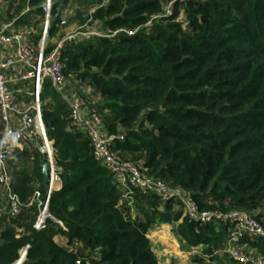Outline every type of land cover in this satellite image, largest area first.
<instances>
[{
  "label": "trees",
  "instance_id": "obj_1",
  "mask_svg": "<svg viewBox=\"0 0 264 264\" xmlns=\"http://www.w3.org/2000/svg\"><path fill=\"white\" fill-rule=\"evenodd\" d=\"M170 1L173 14L154 17ZM42 2L14 0L15 12L32 7L42 19ZM69 2L82 6L80 24L88 19L104 30L138 28L133 35L71 42L64 52L65 75L90 87L106 132L124 133L114 149L149 176L184 189L200 210H241L264 227V0H53L51 15ZM61 27L50 26L48 41ZM40 100L60 169V184L48 200L54 220L36 231L34 205L7 215L0 222V264L15 262L26 245L21 264H160L146 234L156 222H177L180 211L141 192L132 208L120 202L112 175L94 158L84 133L71 126L69 109L48 80ZM39 145L28 142L6 162L22 204L36 189L41 200L46 197ZM176 230L208 255L227 237L224 226L187 218ZM248 244L264 257V239ZM194 264L206 263L195 258Z\"/></svg>",
  "mask_w": 264,
  "mask_h": 264
},
{
  "label": "built area",
  "instance_id": "obj_2",
  "mask_svg": "<svg viewBox=\"0 0 264 264\" xmlns=\"http://www.w3.org/2000/svg\"><path fill=\"white\" fill-rule=\"evenodd\" d=\"M12 0H0V4H9ZM14 1V0H13ZM53 0H43L41 33L37 41L31 38V32L26 31L25 39L21 33H10V23L0 28V222L9 214L21 215L23 209L35 206L38 210L32 228L40 231L45 228L48 220H54L48 211V200L52 191L60 184V169L55 165L54 149L46 136L41 119L40 95L43 84L50 81L52 88L61 94L69 109L71 126L79 129L90 142L94 158L112 175L120 192V202L132 208L137 192L158 197L161 204L177 205L182 218L199 224L224 226L227 237L221 252L227 255L235 264H264V257L259 256L248 242L264 239L263 225L251 214L241 210L230 212L203 211L193 201L190 195L181 188L172 186L159 178L149 176L140 164L122 157L114 145L124 138V133L110 135L104 129L100 111L95 103H90L77 90L71 87L70 78L64 73L66 67L64 52L71 43H81L95 36L113 38L120 34L133 35L137 29L104 30L100 27L81 30L84 26L65 33L45 51L48 43V30L54 17L51 15ZM174 1L168 2L164 14H173ZM30 8L26 7L22 13ZM22 15V14H21ZM183 11L178 13V20L183 21ZM152 20L146 23L149 28ZM16 44L9 53L2 51V45ZM22 65L26 70L21 73V79L29 78L32 85L33 105L24 109L20 106L16 95L10 90L12 83L9 72ZM30 141H39L38 149L49 165V182L46 197L41 200L39 190L33 192L27 204H22L11 189V175L6 168L7 160L13 156L17 148H22ZM21 232L20 228L16 229ZM30 246L26 245L19 252L18 259L12 264H21Z\"/></svg>",
  "mask_w": 264,
  "mask_h": 264
},
{
  "label": "crops",
  "instance_id": "obj_3",
  "mask_svg": "<svg viewBox=\"0 0 264 264\" xmlns=\"http://www.w3.org/2000/svg\"><path fill=\"white\" fill-rule=\"evenodd\" d=\"M107 0H102V4H105ZM28 7V6H26ZM25 7V8H26ZM96 6L88 8V12H91L94 10ZM17 8V4L14 3V1H9V4H0V28L3 27L5 24H11L10 25V33H21L22 35L25 34L26 31L31 32V38L35 41L40 36L41 33V26H42V19L40 16L36 15L34 9L32 7H29L30 10L26 11V13H17L15 10ZM25 8L22 10L24 11ZM77 10L82 11V6L71 4L69 2L67 5L63 7L61 10L60 17L62 20H64V23L60 24L63 25V27L60 28V30L56 33L54 37H52L48 43L53 44L56 40H58L61 36H63V31L71 28H77L82 25H80L79 20L76 19V12ZM15 12V13H14ZM19 14V16H17ZM22 14V15H20ZM59 26V25H58ZM57 37V38H56ZM25 36L23 35L22 42L24 41ZM16 44H3L2 45V51L4 53H9L11 50L15 48ZM26 69L22 65H18L15 67V69H12L9 72V78L11 79L12 83L9 85L10 90L16 95V98L20 104V106L24 109L30 108L33 105V97H32V85L31 80L29 78L27 79H21V73L24 72ZM47 81V80H46ZM50 83V81H48ZM71 87L77 90L78 88L84 92L82 93L85 98L90 97L92 98V102H97L98 99L95 96H92V90L90 87L84 83L79 82L77 79L70 80ZM51 85V83H50ZM52 87V86H51ZM78 89V90H79ZM77 90V91H78ZM79 90V91H80ZM81 93V92H80ZM49 100V99H48ZM23 148V147H22ZM19 148V149H22ZM179 208L177 205H171L170 211H178ZM180 211V210H179ZM181 217V216H180ZM182 220V217L179 219ZM179 221V222H180ZM170 224L160 223L156 222L152 225L151 229L147 232L146 236L151 242V248L154 254L156 255L158 261H160V258L162 257L160 255V249L162 248V244L165 243L163 233L166 232L168 226ZM172 225V224H171ZM178 221L175 225L171 226V229L177 227ZM175 237V242L181 244V246L186 245L184 240H181L178 235ZM57 240H63V237H55V241ZM176 242V243H177ZM187 254L190 255V257H193L196 253L195 249H202L204 248L203 245L198 246H188ZM203 257V256H202ZM201 258V257H200ZM205 259H207L208 264H235L231 259L227 257L224 253L221 252V250L213 252L211 255H208V258L204 256ZM204 259V260H205ZM191 260V259H190ZM206 262V260H205ZM227 262V263H226ZM168 264V263H167ZM190 264V263H187Z\"/></svg>",
  "mask_w": 264,
  "mask_h": 264
},
{
  "label": "rangeland",
  "instance_id": "obj_4",
  "mask_svg": "<svg viewBox=\"0 0 264 264\" xmlns=\"http://www.w3.org/2000/svg\"><path fill=\"white\" fill-rule=\"evenodd\" d=\"M167 5L168 4H165L164 7H163V11L167 8ZM88 19L85 20L82 24L80 25H84L81 30H87V29H92V28H97V27H100V24L98 21H95L93 22L92 24H88ZM78 28V27H77ZM73 30H77L76 28H71V29H68L63 31V34L67 33V32H70V31H73ZM57 38V37H56ZM79 89V88H78ZM77 89V90H78ZM80 90V89H79ZM77 91V92H81L80 94L83 95L81 90L80 91ZM76 91V90H75ZM133 213V211H132ZM135 215V214H134ZM180 220H178V224L181 222H179ZM176 222H174V224H170L166 230L165 233H163L164 236V240H165V243H163L161 246L162 248L160 249V255L162 256L160 258V261L159 263L160 264H187V263H190V264H194V260L195 258H204V256H206L208 258V254L204 253L203 250L201 249H195L196 253L194 254L193 257H190L189 254H187L186 252L188 251V247H187V244L186 245H183L181 246L180 243H177L175 242V237L176 234H177V230L176 228L174 227L173 230L171 229V226L175 225ZM59 243H61L62 241H59L57 240ZM203 256V257H202ZM191 259V260H190ZM206 260V262H205ZM204 262L206 264L207 263V259H205ZM227 263V262H226Z\"/></svg>",
  "mask_w": 264,
  "mask_h": 264
},
{
  "label": "water",
  "instance_id": "obj_5",
  "mask_svg": "<svg viewBox=\"0 0 264 264\" xmlns=\"http://www.w3.org/2000/svg\"><path fill=\"white\" fill-rule=\"evenodd\" d=\"M62 23H64V20L61 19L59 13L55 15L54 19L51 22L52 25H60ZM20 43H22V41H20ZM42 175H43V185L44 188L47 190L48 182H49V165L46 163L42 167Z\"/></svg>",
  "mask_w": 264,
  "mask_h": 264
}]
</instances>
